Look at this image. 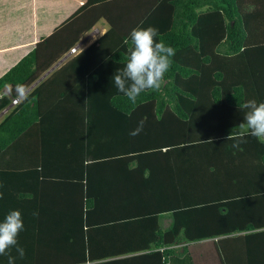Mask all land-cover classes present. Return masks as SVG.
<instances>
[{
    "label": "trees",
    "instance_id": "16d2710c",
    "mask_svg": "<svg viewBox=\"0 0 264 264\" xmlns=\"http://www.w3.org/2000/svg\"><path fill=\"white\" fill-rule=\"evenodd\" d=\"M100 23L108 25L102 37L11 106L15 92L7 95L6 84L30 88ZM137 26L156 27L157 42L175 56L160 88L133 105L112 77ZM251 99L264 102V0H87L0 78V221L22 212L25 256L13 248L16 264H65L82 248L89 259L96 234L144 220L150 227L110 243L133 240L134 249H150L152 264H196L191 249L214 240L220 264H264V144L238 127V105ZM141 119L143 130L130 135ZM200 147L216 157L192 156ZM155 155L169 168L166 180L182 189L166 196L176 204L164 229L162 213L143 217L135 203L152 180L162 181L160 168L149 166ZM229 159L239 164L222 167ZM198 160L212 162L192 167L201 182H209L206 170L221 186L191 202L192 179L175 180L172 166L181 161L184 174Z\"/></svg>",
    "mask_w": 264,
    "mask_h": 264
},
{
    "label": "crops",
    "instance_id": "0c3cea01",
    "mask_svg": "<svg viewBox=\"0 0 264 264\" xmlns=\"http://www.w3.org/2000/svg\"><path fill=\"white\" fill-rule=\"evenodd\" d=\"M87 0H0V78L10 71L16 64H18L24 57L30 54L37 44L43 39L49 37L55 30L56 27L61 26L69 17H71L81 6L86 3ZM102 24V25H100ZM98 24L93 31L84 35L80 42L74 47L77 48L76 54L68 53L65 55L58 63L60 66L58 68H51L47 73L44 74L43 79L49 77L54 72L58 71L71 61L74 57L79 55L83 50L90 47L94 44L100 37H102L108 30V25L105 23ZM100 25V26H99ZM107 27V28H106ZM96 30H98L97 33ZM100 31H103V34L97 35ZM56 63V65L58 64ZM42 79V80H43ZM41 82V79L34 83L30 88L29 92L34 90V88ZM207 128V127H206ZM69 130V129H68ZM230 135V134H229ZM208 139H212V136H209ZM207 139V140H208ZM204 147V146H203ZM203 147L191 150L192 156L202 155L206 159L216 157L217 150L203 149ZM151 155V154H149ZM146 156V155H145ZM144 157V156H143ZM178 159H175L176 161ZM145 158L143 162H145ZM162 161L166 163L163 158ZM152 163H149V166H153L154 169L158 170L160 168V160L156 155L151 159ZM208 161L198 160L192 162L191 167L184 171L180 167L181 161H177L172 167L175 170V180L181 182L182 176L189 177L191 183L188 185L190 194L194 196V199L191 202H196L207 197H215L219 192H215L217 186H221L214 177L205 170L206 178L209 182H201L202 176L201 173L196 172V169L192 167H197L201 163H207ZM225 165L222 167H234L239 164L237 161H232L231 159L224 161ZM254 161H248L246 165L251 168V164ZM209 164L212 162H208ZM167 164H162L160 168V174L162 177L161 182L153 181L152 185L148 188H144L145 195L142 198L135 195V203L141 205V211H143V217L152 216L154 214L162 213L163 219L161 220L162 228H166L170 219L167 218L169 215V210L173 208L175 202L167 201L166 196L178 195L180 197L181 188L176 189L175 183H171L170 180H166L165 174L170 173L165 168ZM222 164H220L221 166ZM132 169H139L138 164L131 165ZM142 168V166H141ZM253 170V169H252ZM159 171V170H158ZM224 173V170L222 169ZM257 174L256 172H254ZM147 175H145L146 177ZM218 177L220 180L222 175ZM204 178V177H203ZM251 184L256 185V177H251ZM254 179V181H253ZM178 182V185L180 184ZM259 178H257V183ZM132 185V184H131ZM142 185V184H141ZM230 187H233L232 184ZM238 187V186H234ZM251 187V186H245ZM132 198V197H131ZM187 202V200H186ZM128 215L120 217V220L126 222ZM153 220V219H152ZM135 222V221H134ZM136 227L122 223L121 225L115 227L113 231L107 230L96 234L93 243L87 245V258H84L80 255L81 252H84L85 249L82 248L81 251H76L75 254H70L71 257L65 259L67 262L65 264H104V262L109 261H127L131 260L133 264H152L149 258L150 249H134L137 247L133 240H125L120 243H110L111 239L119 237H133V234L139 231L141 228L150 227V220H144V222L138 221ZM214 240H207L202 243L199 247H194L191 249L192 255L195 259L196 264H220L217 261L216 249L217 246L213 243ZM119 242V240L117 241ZM110 243V244H109ZM142 247V244L140 245Z\"/></svg>",
    "mask_w": 264,
    "mask_h": 264
},
{
    "label": "clouds",
    "instance_id": "9594fccd",
    "mask_svg": "<svg viewBox=\"0 0 264 264\" xmlns=\"http://www.w3.org/2000/svg\"><path fill=\"white\" fill-rule=\"evenodd\" d=\"M159 30L154 26H137L130 32L132 47L128 49V58L123 69H118L112 77V82L118 92L123 93L133 105L138 97L148 90H158L161 82L170 70L175 49L166 45L163 40L157 42ZM129 41L125 40V44ZM7 92L11 94L14 90L16 102L26 101L29 97L27 85L17 83L15 88L6 84ZM87 102V101H86ZM85 102V103H86ZM244 112V122L239 128L246 129L247 133L264 144V102L255 99L238 105ZM145 120L139 121V126L131 131L132 136L138 135L144 126ZM233 138V134L228 137ZM239 150L240 141L233 144ZM2 198V194H0ZM38 216V212L33 213ZM23 215L20 210H10L0 221V256L7 257V264H16L17 257L11 254L15 248L18 257L23 259L25 250L18 244V236L24 230Z\"/></svg>",
    "mask_w": 264,
    "mask_h": 264
},
{
    "label": "rangeland",
    "instance_id": "374dc122",
    "mask_svg": "<svg viewBox=\"0 0 264 264\" xmlns=\"http://www.w3.org/2000/svg\"><path fill=\"white\" fill-rule=\"evenodd\" d=\"M100 25H102V24H100ZM100 25H99V26H100ZM106 28H107V27H106ZM97 32H98V30H96L95 33H97ZM100 34L102 35V34H103V31H100L97 35L99 36ZM77 51H78V50H77ZM60 64H62V63H58L57 65H54L53 68H58V66H60ZM53 68H52V69H53ZM52 69H51V70H52ZM42 79H43V77L41 78V80H42ZM5 92L7 93V91H5ZM1 119H3V115L0 114V120H1ZM5 263H7V259H6L5 257L1 256V257H0V264H5Z\"/></svg>",
    "mask_w": 264,
    "mask_h": 264
},
{
    "label": "built area",
    "instance_id": "2783aa9c",
    "mask_svg": "<svg viewBox=\"0 0 264 264\" xmlns=\"http://www.w3.org/2000/svg\"><path fill=\"white\" fill-rule=\"evenodd\" d=\"M71 54H76L77 53V48H73L70 52ZM6 93V92H5ZM7 95H9V93H6ZM18 103L16 102V99H13L12 101V105L11 106H16ZM7 112V111H6Z\"/></svg>",
    "mask_w": 264,
    "mask_h": 264
}]
</instances>
